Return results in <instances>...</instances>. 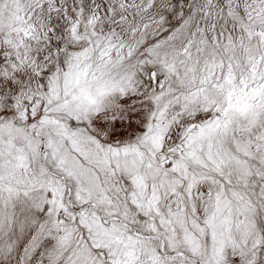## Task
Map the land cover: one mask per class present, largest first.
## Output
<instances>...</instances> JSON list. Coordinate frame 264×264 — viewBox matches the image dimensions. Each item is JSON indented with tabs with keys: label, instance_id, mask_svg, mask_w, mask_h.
<instances>
[{
	"label": "snow or ice",
	"instance_id": "1",
	"mask_svg": "<svg viewBox=\"0 0 264 264\" xmlns=\"http://www.w3.org/2000/svg\"><path fill=\"white\" fill-rule=\"evenodd\" d=\"M0 264H264V0H0Z\"/></svg>",
	"mask_w": 264,
	"mask_h": 264
}]
</instances>
